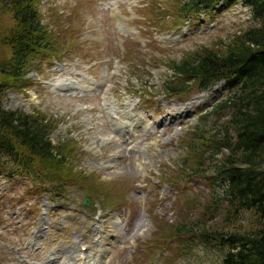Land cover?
Masks as SVG:
<instances>
[{
    "label": "rangeland",
    "instance_id": "obj_1",
    "mask_svg": "<svg viewBox=\"0 0 264 264\" xmlns=\"http://www.w3.org/2000/svg\"><path fill=\"white\" fill-rule=\"evenodd\" d=\"M188 1H39L53 55L34 56L24 78L3 91V105L51 119L53 143L89 180L66 179L54 194L0 169V264H222L215 242L200 244L196 233L173 237L171 223L203 217L208 230L223 229L224 207L201 214L220 190L208 183L217 160H205L207 178L182 171L183 158L193 159L192 133L218 136L206 130L218 117H200L232 91L223 82L208 91L192 85L182 97L166 90L174 63L228 46L259 19L240 0L179 15ZM10 23L2 13L0 28ZM173 108L189 113L174 118ZM165 175L178 185L162 183ZM238 218L243 230L255 214Z\"/></svg>",
    "mask_w": 264,
    "mask_h": 264
},
{
    "label": "trees",
    "instance_id": "obj_2",
    "mask_svg": "<svg viewBox=\"0 0 264 264\" xmlns=\"http://www.w3.org/2000/svg\"><path fill=\"white\" fill-rule=\"evenodd\" d=\"M39 1L0 0V16L9 14L11 19L9 25L0 28V169L9 176H27L40 192L56 194L65 189L66 179L82 182L89 176L69 165L65 146L53 143L50 132L55 124L51 119L40 111L8 110L2 96L6 88L24 78L34 56L53 55L52 34L42 22ZM221 1L230 5L238 0H189L176 11L184 16L213 9ZM242 1L252 8L259 25L234 36L228 46L221 42L204 49L197 58L174 63L176 75L167 88L170 94L182 95L192 85L206 88L224 80L233 89L208 112L218 117L214 125L219 137H207L204 129L192 133L188 141L195 140L187 150L194 152L193 159L183 158L182 171L188 177L201 174L207 178L205 160H217L213 164L216 175L208 183L212 190H220L201 214L224 207L225 228L208 230L203 217L196 223L176 219L171 224L173 237L196 233L200 244L215 242V248L224 253L222 264H264V0ZM161 181L174 187L179 183L172 175H165ZM245 212H253L255 221L239 230L242 226L236 219Z\"/></svg>",
    "mask_w": 264,
    "mask_h": 264
},
{
    "label": "bare ground",
    "instance_id": "obj_3",
    "mask_svg": "<svg viewBox=\"0 0 264 264\" xmlns=\"http://www.w3.org/2000/svg\"><path fill=\"white\" fill-rule=\"evenodd\" d=\"M194 104H195V103H194ZM173 109H174L175 111H174ZM173 109L170 110V113H173V112H174V116H173L174 118H177L178 115H180V116L183 115V116H184L185 114L189 113L188 110H187V108H179V109L173 108ZM180 116H179V117H180ZM171 121L174 122V121H176V119H173V120H171ZM72 259H73V258H72ZM93 261H94V260H93ZM85 264H87V263L85 262Z\"/></svg>",
    "mask_w": 264,
    "mask_h": 264
},
{
    "label": "water",
    "instance_id": "obj_4",
    "mask_svg": "<svg viewBox=\"0 0 264 264\" xmlns=\"http://www.w3.org/2000/svg\"><path fill=\"white\" fill-rule=\"evenodd\" d=\"M86 203L88 204V201H86Z\"/></svg>",
    "mask_w": 264,
    "mask_h": 264
}]
</instances>
